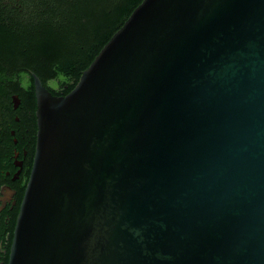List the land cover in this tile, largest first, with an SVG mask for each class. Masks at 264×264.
Returning a JSON list of instances; mask_svg holds the SVG:
<instances>
[{
	"label": "water",
	"instance_id": "obj_1",
	"mask_svg": "<svg viewBox=\"0 0 264 264\" xmlns=\"http://www.w3.org/2000/svg\"><path fill=\"white\" fill-rule=\"evenodd\" d=\"M31 76L9 264H264V0H142L67 94Z\"/></svg>",
	"mask_w": 264,
	"mask_h": 264
},
{
	"label": "trees",
	"instance_id": "obj_2",
	"mask_svg": "<svg viewBox=\"0 0 264 264\" xmlns=\"http://www.w3.org/2000/svg\"><path fill=\"white\" fill-rule=\"evenodd\" d=\"M142 0H0V102L19 72L45 84L60 79L54 95L67 94L82 71ZM20 91L24 102L36 99ZM66 89H63L64 85Z\"/></svg>",
	"mask_w": 264,
	"mask_h": 264
},
{
	"label": "flooded vegetation",
	"instance_id": "obj_3",
	"mask_svg": "<svg viewBox=\"0 0 264 264\" xmlns=\"http://www.w3.org/2000/svg\"><path fill=\"white\" fill-rule=\"evenodd\" d=\"M23 75L19 72L12 78L14 84L6 86L9 100L6 97L0 102V264H9L17 217L35 153L36 114L33 103L26 104L20 94L30 90V80L24 85ZM49 81L42 83L53 88ZM66 88L65 84L63 89Z\"/></svg>",
	"mask_w": 264,
	"mask_h": 264
},
{
	"label": "rangeland",
	"instance_id": "obj_4",
	"mask_svg": "<svg viewBox=\"0 0 264 264\" xmlns=\"http://www.w3.org/2000/svg\"><path fill=\"white\" fill-rule=\"evenodd\" d=\"M60 80H62V78H60V79H53V80H50L48 82V84L51 87L56 88L58 86V83L60 82ZM22 82H23L24 85H27L29 83V77H28V75L24 74L22 76Z\"/></svg>",
	"mask_w": 264,
	"mask_h": 264
}]
</instances>
